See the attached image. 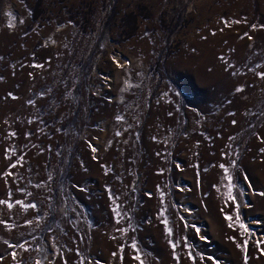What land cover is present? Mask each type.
<instances>
[{
  "label": "rangeland",
  "instance_id": "1",
  "mask_svg": "<svg viewBox=\"0 0 264 264\" xmlns=\"http://www.w3.org/2000/svg\"><path fill=\"white\" fill-rule=\"evenodd\" d=\"M260 73L264 0H0V264H264Z\"/></svg>",
  "mask_w": 264,
  "mask_h": 264
},
{
  "label": "bare ground",
  "instance_id": "2",
  "mask_svg": "<svg viewBox=\"0 0 264 264\" xmlns=\"http://www.w3.org/2000/svg\"><path fill=\"white\" fill-rule=\"evenodd\" d=\"M246 167H247V170H248L247 171V175L251 179V181L252 182L257 181V182H260L262 185H264V158L261 160V162L256 163V164L246 163ZM255 174H256V176H255ZM220 177H221V175H220ZM220 177H219V181L222 182V183H219V186H221V187H219L220 191H219L218 195L219 196H227V186H226L227 181H226V178L225 177H223V178L221 177L220 178ZM202 205L205 208L204 211L209 210L207 203H203ZM263 205H264V198H262L259 201V206H263ZM219 211H220V208L217 207L213 212H215L214 214H216L219 217V214H220Z\"/></svg>",
  "mask_w": 264,
  "mask_h": 264
},
{
  "label": "snow or ice",
  "instance_id": "3",
  "mask_svg": "<svg viewBox=\"0 0 264 264\" xmlns=\"http://www.w3.org/2000/svg\"><path fill=\"white\" fill-rule=\"evenodd\" d=\"M253 27H255V26H253ZM245 35H247V34H245ZM258 75H260L262 78H264V73H260V74H258ZM237 91H240V89H237ZM117 119H119V117L117 118ZM233 123H235V121L233 122ZM14 135V134H13ZM94 151H95V149H93ZM262 151H264V149H262ZM13 167H15V165H12ZM221 167L223 168V165H221ZM225 171H227L226 169H225ZM230 179V178H229ZM5 203H7L6 201H3V200H0V204H5ZM16 204H20V205H22V206H24V207H35V205H23L22 204V202L21 201H16ZM12 204L11 203H7V207L9 208V209H11L12 208ZM115 211V210H114ZM226 219H228V220H231L232 218L231 217H225ZM165 224L167 223L166 221H163ZM0 223H3L2 221H0ZM30 223V222H29ZM232 225L230 224L229 225V227H231ZM241 227L243 228V225H241ZM166 230V232L169 234V235H171V230L170 229H168V228H166L165 229ZM5 243H7V242H5ZM169 243L171 244L172 242L171 241H169ZM246 244H247V241H245L244 242V245L246 246ZM12 245H10V247H11ZM18 247H21V248H24V245H18ZM172 247L173 248H175V245L173 244L172 245ZM237 247L238 248H242L243 249V247L244 246H242L241 244H237ZM133 248H135V245H133ZM25 250H27V249H25ZM13 257H15V253H13ZM135 259H137V260H139L140 258H139V255L137 254V256L136 257H134ZM37 264H40V262L39 261H37ZM141 264H143V262L141 261ZM245 264H247V257H245Z\"/></svg>",
  "mask_w": 264,
  "mask_h": 264
}]
</instances>
